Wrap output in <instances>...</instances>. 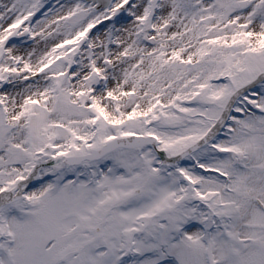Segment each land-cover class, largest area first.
<instances>
[{
	"label": "snow or ice",
	"instance_id": "snow-or-ice-1",
	"mask_svg": "<svg viewBox=\"0 0 264 264\" xmlns=\"http://www.w3.org/2000/svg\"><path fill=\"white\" fill-rule=\"evenodd\" d=\"M0 264H264V0H0Z\"/></svg>",
	"mask_w": 264,
	"mask_h": 264
}]
</instances>
